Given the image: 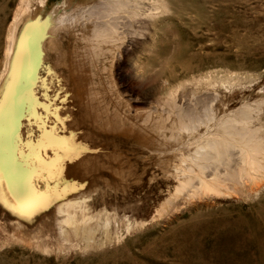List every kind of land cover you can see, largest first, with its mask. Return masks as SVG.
Segmentation results:
<instances>
[{"label":"rangeland","instance_id":"rangeland-1","mask_svg":"<svg viewBox=\"0 0 264 264\" xmlns=\"http://www.w3.org/2000/svg\"><path fill=\"white\" fill-rule=\"evenodd\" d=\"M62 1L71 12L112 0H0V163L26 165V181L18 177L43 197L15 200L0 164V264H264V0H115V42L100 58L87 39L78 52L74 37L64 68L53 67L40 31L26 71L12 59L15 20L27 8L48 24ZM178 117L196 131L181 132ZM41 126L68 150L42 149ZM213 138L228 147L220 160H199L209 166L201 175L191 156ZM177 167H193L194 188ZM78 196L82 213L58 214L55 202Z\"/></svg>","mask_w":264,"mask_h":264},{"label":"bare ground","instance_id":"bare-ground-1","mask_svg":"<svg viewBox=\"0 0 264 264\" xmlns=\"http://www.w3.org/2000/svg\"><path fill=\"white\" fill-rule=\"evenodd\" d=\"M105 1V0H104ZM110 2V1H109ZM28 6V5H27ZM66 7V2L62 1L60 3L57 4V6H54V9L52 11H50L48 18L50 19L48 24H41V23H37V21H32V15L31 13L28 12V9L26 8L22 14L20 15L19 18H17V20H15V25L17 27V29L15 30V32L12 34V43H11V52H13L15 49L17 50V55L15 54V56H12L14 58H12L13 60H15L17 62V59H20V64H25L26 63V71H33L35 69V61H30L29 59L32 57L36 56L37 51H34V44H35V40L37 39L35 37L36 34H38L40 31L42 33H46L43 34L45 35V39L43 38V43L41 45V48L43 50V59H48V63L51 62L50 65L57 66L60 65L59 67L62 68L64 63L67 61L66 58L69 57V53H67V51H65L63 48H65V44H67L70 40H72L75 37L74 42L78 43L77 45V51L78 52H82L83 50H85L86 45L89 46V48L94 50V55H96L97 57L100 58L101 56V52H103V47H107V48H112L114 45V38H115V12L117 10H119V7H115V0H112L111 3H101L99 2L96 5H93L91 7H84V8H78L75 9L74 11L72 10L70 11H61L62 8ZM41 8H45L44 3H41ZM121 11V10H120ZM117 13V12H116ZM34 16V15H33ZM52 18V19H51ZM84 20H86V24H84ZM47 21V20H46ZM40 22V21H39ZM28 24L31 25L30 28H28ZM87 28H89L87 30ZM14 30V29H13ZM86 30L89 32L87 35V38H85L84 33H86ZM44 31V32H43ZM87 34V33H86ZM70 35V37H69ZM42 39V38H41ZM85 39H87L86 45H85ZM67 42V43H66ZM40 44V43H39ZM81 44V45H80ZM84 44V45H83ZM84 46V47H82ZM40 51V50H39ZM106 51V50H105ZM16 52V51H15ZM14 53V52H13ZM105 53V52H104ZM14 55V54H13ZM83 55V53L81 54ZM110 55V54H109ZM72 56V55H71ZM112 56V55H111ZM40 58V57H39ZM112 58V57H110ZM81 59V58H80ZM35 60V59H34ZM40 60V59H39ZM66 60V61H65ZM47 61V60H46ZM16 62H13L15 65ZM44 62V61H43ZM42 63V62H41ZM40 63V64H41ZM110 63V62H109ZM43 64V63H42ZM82 64V61H80L78 59L77 61V65L80 66ZM44 65V64H43ZM11 67V65L9 66V68ZM15 67V66H14ZM56 67V68H57ZM12 68V67H11ZM10 68V69H11ZM64 68V67H63ZM9 70V69H8ZM23 70V69H22ZM60 70V69H59ZM10 71V70H9ZM13 72V69L11 70ZM10 71V72H11ZM38 71V70H37ZM53 71V70H52ZM81 71V70H80ZM9 73V72H8ZM21 73V72H20ZM42 74V72H41ZM9 75V74H8ZM12 75V74H11ZM28 75V74H27ZM25 75V77L27 76ZM20 76V75H19ZM42 76V75H41ZM40 76V77H41ZM64 76V74H63ZM9 77V76H8ZM11 77V76H10ZM31 77V76H30ZM7 78V77H6ZM5 78V80H6ZM32 78V77H31ZM31 78H27L26 82L24 83V86H27L29 83L31 84ZM36 78V77H35ZM9 79V78H8ZM4 82V81H2ZM80 82V80H79ZM70 83V82H69ZM76 83V82H75ZM7 80L4 82L2 88L0 87V92L2 94V92L5 90V87H7ZM29 84V85H30ZM71 84V83H70ZM2 85V84H1ZM12 85V84H11ZM10 88V87H9ZM38 91L36 92L38 94L42 93L43 88L41 86H39ZM70 89V88H69ZM24 90L26 91V88L24 87ZM8 91V90H7ZM7 91H5L7 93ZM23 91V87H19L18 90H16L15 93V101L13 102L12 105V113L10 112L9 118H8V124L7 126H5V136H6V132L8 130H10V128H13L14 126V116H16L17 114H20V108L18 105V99L20 97V93L22 94ZM5 93V94H6ZM42 99V98H41ZM3 100V99H2ZM43 102V101H42ZM91 103V102H90ZM2 106V105H1ZM9 110V109H8ZM9 113V112H8ZM212 114V113H211ZM213 115V114H212ZM212 115L211 118L213 117ZM208 116V115H207ZM113 117V116H112ZM206 118V117H205ZM210 118V117H209ZM147 119V118H146ZM159 119V118H158ZM183 119L187 118H182V117H178V124H180V126L178 125V128L180 129V131L184 130V131H192V133L194 132L193 130L196 131V127H194L193 125L185 122ZM208 119V118H207ZM213 119V118H212ZM145 120V119H144ZM163 120V118H162ZM165 120V119H164ZM168 120V119H167ZM209 121V119L207 120ZM4 122V121H3ZM164 122V121H163ZM185 122V123H183ZM210 122H212L210 120ZM209 123V122H208ZM225 121L223 123L220 124L219 127L224 126ZM6 124V122H5ZM169 124V123H168ZM167 124V125H168ZM176 125V124H175ZM203 125V124H202ZM209 125H207L208 127ZM169 127V126H168ZM167 127V128H168ZM177 128V130L179 131V129ZM223 128V132L225 130L226 135L230 134L229 131H227V129L224 127ZM160 129V128H159ZM172 129H170L171 132ZM159 131V130H157ZM163 131V130H162ZM176 131V130H175ZM181 131V132H182ZM237 131V130H236ZM164 132V131H163ZM187 133V132H186ZM191 133V132H190ZM191 133V134H192ZM175 134V133H174ZM182 134V133H181ZM185 134V132H184ZM168 135V134H167ZM178 135V134H177ZM187 135H190L187 133ZM232 135V134H231ZM173 136V135H172ZM179 136V135H178ZM168 137V136H167ZM171 137V134H170ZM7 137H3L4 142H7L8 139H6ZM179 138V137H178ZM0 139H2V137H0ZM169 139V138H168ZM172 139V138H171ZM174 142V140H172ZM228 141L226 139H206L202 145L197 146L196 148V152H194V154L191 156V160L193 162V164L195 165L196 169H198L201 173L204 170H209V166L206 165H199V160L202 163H207L209 161H211L213 163V161L219 159L220 157H222L223 151L226 150V148L228 147ZM2 143V142H1ZM155 143V142H154ZM165 146V144H162ZM178 145V144H176ZM1 146V145H0ZM156 147H158L156 145ZM155 147V148H156ZM162 148V147H161ZM160 149V148H159ZM261 149V148H260ZM12 150V149H10ZM156 150V149H155ZM158 150V149H157ZM193 150V149H192ZM238 150V148H237ZM199 151H203L204 153H200ZM152 152V151H151ZM150 152V153H151ZM161 152V151H160ZM170 152V151H169ZM225 152V151H224ZM240 152V151H239ZM256 151L255 150H249L248 151V156L247 157H252L253 154H255ZM5 154V153H4ZM7 154V153H6ZM10 154V153H9ZM43 154V153H42ZM202 154V155H201ZM223 154V155H222ZM227 154V153H226ZM241 154V152L239 153ZM246 154H241V158L242 156L244 157ZM7 156V155H6ZM11 155H9L10 158ZM44 156V155H43ZM225 156V155H224ZM47 157V156H46ZM1 159V158H0ZM8 160V158H7ZM188 160V159H187ZM220 160V159H219ZM218 160V161H219ZM3 161V159H2ZM1 161V162H2ZM11 161V159H10ZM247 164L249 163V169H252L253 171H259L262 169V165H260L259 162H256L250 158H248L247 160ZM15 162V161H14ZM163 163V162H162ZM210 163V162H209ZM242 163H245L244 161ZM1 164V168H2V173L3 176L7 178V180L9 181L8 184V189H10L9 191H14L15 189L17 190V194L15 197V200H17L19 203H21L23 206H26L28 202L23 201L19 198V193H18V183L23 182L24 179H20L17 175L18 172V166L14 165L11 162H6L4 163H0ZM168 164V163H167ZM66 165V164H65ZM169 166V165H168ZM244 166V165H243ZM69 167V166H68ZM160 168V167H159ZM178 169V167H177ZM64 170V169H63ZM174 170H176V168H174ZM197 170V171H198ZM178 173H180V175L184 178L183 183L190 185L191 188H194V185H192L193 182V177H191L190 175H187L188 173L193 172V167H187L185 170L184 169H178L176 170ZM251 171V172H253ZM48 174V173H46ZM197 174V173H196ZM215 174H217L216 172L212 175L215 176ZM171 175V174H170ZM201 175H205L204 173H202ZM41 176V175H40ZM45 177V176H44ZM196 177V176H195ZM46 178V177H45ZM48 178V177H47ZM46 178V179H47ZM52 178V177H51ZM205 178V177H204ZM202 178V179H204ZM37 179V178H36ZM176 179V178H175ZM230 182H232L233 184H236V181L233 177H228L227 178ZM182 180V179H181ZM180 180V181H181ZM205 180V179H204ZM26 181V180H25ZM49 181V180H48ZM227 181V180H226ZM51 182V181H50ZM54 182V181H53ZM202 182V181H201ZM200 182V184H201ZM206 182V181H205ZM43 183V182H42ZM50 184V183H49ZM48 185V184H47ZM54 185H52L53 187ZM202 186V185H201ZM48 189V188H47ZM53 189V188H52ZM70 195V194H69ZM65 196V195H64ZM77 196V195H76ZM61 197V196H60ZM82 196H78V197H63V200L55 202V207L56 210L59 213H70L71 209H73L74 211H82V207L80 205H78L79 203L77 202V200L79 199H83L81 198ZM58 198V197H57ZM65 198V199H64ZM59 200V198H58ZM78 203V204H77ZM29 205V204H28ZM36 205V204H35ZM34 205V206H35ZM31 206V205H30ZM78 206V209L76 208ZM36 208V207H35ZM34 210V209H33ZM56 212V213H57ZM24 213V212H23ZM26 214V213H25ZM24 214V215H25ZM21 215V214H20ZM44 215V214H43ZM77 215V214H76ZM81 215V214H80ZM40 216V215H39ZM78 216V215H77ZM69 217L67 221L69 222L70 220L75 219L74 216H67ZM79 217V216H78ZM81 218V216H80ZM14 220L11 221V223L13 225L16 226V228L22 232L24 231V229L26 228V226L20 221L18 220V218L14 217ZM26 222V221H25Z\"/></svg>","mask_w":264,"mask_h":264},{"label":"snow or ice","instance_id":"snow-or-ice-1","mask_svg":"<svg viewBox=\"0 0 264 264\" xmlns=\"http://www.w3.org/2000/svg\"><path fill=\"white\" fill-rule=\"evenodd\" d=\"M68 141L60 139L55 133H48L44 130L43 126H41V136H40V144L39 146L42 149L51 148L55 152L57 149L68 150L67 148ZM68 157H64L67 159ZM37 162L39 163V158L37 157ZM61 163V158L57 157L55 160L50 162V166L47 167V172L50 176L54 174V172L59 171V164ZM27 168L26 165L19 166L17 175L23 176L26 180V177L29 175V172L25 169ZM35 171V169H32ZM19 198L23 201L30 202L32 205L37 204L41 199H43L40 194L35 191L34 186L27 182H20L17 185Z\"/></svg>","mask_w":264,"mask_h":264}]
</instances>
